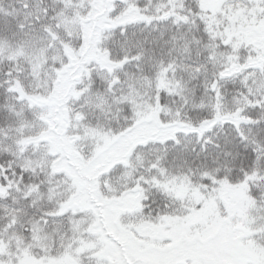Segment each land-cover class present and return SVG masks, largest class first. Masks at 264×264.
<instances>
[{"label": "snow or ice", "instance_id": "obj_1", "mask_svg": "<svg viewBox=\"0 0 264 264\" xmlns=\"http://www.w3.org/2000/svg\"><path fill=\"white\" fill-rule=\"evenodd\" d=\"M0 264H264V0H0Z\"/></svg>", "mask_w": 264, "mask_h": 264}]
</instances>
